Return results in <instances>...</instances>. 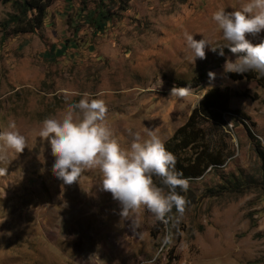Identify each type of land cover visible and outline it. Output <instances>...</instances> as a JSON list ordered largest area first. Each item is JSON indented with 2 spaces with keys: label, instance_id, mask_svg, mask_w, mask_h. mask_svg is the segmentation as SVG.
Here are the masks:
<instances>
[{
  "label": "rangeland",
  "instance_id": "obj_1",
  "mask_svg": "<svg viewBox=\"0 0 264 264\" xmlns=\"http://www.w3.org/2000/svg\"><path fill=\"white\" fill-rule=\"evenodd\" d=\"M16 1L0 3V24L15 14ZM242 2L54 0L35 33L0 27V129L14 120L27 140L22 153L10 152L0 164V264H264V192L223 190L262 176L256 140L264 149V75L226 73V60L243 55L227 47L224 56L206 49L205 59L194 60L184 38L226 43L212 13ZM102 8L110 16L98 32L91 16ZM247 38L259 43L264 31ZM203 74L207 82L189 88ZM173 87L188 94L171 97ZM214 88H228L230 108L249 120L227 116L224 124L201 126L206 146L224 163L187 180V191L178 192L185 211L173 208L168 223L144 206L122 219L98 168L70 185L53 174L50 143L39 137L42 121L62 116L81 94L105 101L106 121L128 147L132 134L143 139L149 130L170 142Z\"/></svg>",
  "mask_w": 264,
  "mask_h": 264
},
{
  "label": "clouds",
  "instance_id": "obj_2",
  "mask_svg": "<svg viewBox=\"0 0 264 264\" xmlns=\"http://www.w3.org/2000/svg\"><path fill=\"white\" fill-rule=\"evenodd\" d=\"M212 20L222 32L224 44L213 46L204 36L200 40L185 33L186 46L194 60L205 59L206 49L224 56L227 47L233 54H240L235 61L226 60V73L256 71L264 75V38L254 44L249 35L258 36L264 31V0H243L238 9L227 12L219 8L212 13ZM215 79V73H208ZM188 88L171 89V97L183 99ZM97 96H102L98 93ZM107 107L101 98L81 94L78 102L67 105L62 116H52L42 121L39 137L49 141L55 159L53 174L64 184L79 180L87 168H98L100 185L119 202L120 216H128L130 210L146 207L156 218L168 223V214L175 208L182 215L186 200L177 188L187 191L188 182L175 170L176 157L167 150L164 141L155 130H149L141 139L132 134L130 146L123 147L114 130L106 121ZM8 130L0 129V164L8 159L10 152L22 153L27 140L10 120ZM6 169L0 168V173ZM154 177L160 179L158 186ZM166 189V191H165ZM169 237L165 236L164 243ZM151 264V262H149Z\"/></svg>",
  "mask_w": 264,
  "mask_h": 264
},
{
  "label": "trees",
  "instance_id": "obj_3",
  "mask_svg": "<svg viewBox=\"0 0 264 264\" xmlns=\"http://www.w3.org/2000/svg\"><path fill=\"white\" fill-rule=\"evenodd\" d=\"M12 0H0V3H11ZM54 0H17L14 2L15 14L9 21L0 24L1 29L12 35L32 34L40 30L45 22L46 13ZM109 13L105 9L99 10L96 18L91 16L93 25L98 32L103 31L106 23L109 22ZM247 78L254 79L255 76L246 75ZM207 82L206 75H200L189 86L191 89L199 88ZM231 93L228 88L210 89L205 93L202 100L191 114L187 123L178 129L173 138L165 144L168 151L172 152L176 157L175 170L182 173V178L186 180H194L202 178L205 173L218 166L223 165L224 156L217 151H211L205 143V137L201 130L204 124H224L227 116L232 120L246 121L249 118L240 110H232L230 108ZM249 136L253 139L252 134ZM256 153L261 163L260 180L249 181L245 184H236L230 188H223L224 192L230 191H248L252 188H258L264 192V149L260 142L256 140ZM205 144V145H204ZM190 152V153H189ZM184 153H189L184 155ZM154 181L158 186L160 179ZM255 185V186H254ZM181 189L177 188V192Z\"/></svg>",
  "mask_w": 264,
  "mask_h": 264
}]
</instances>
